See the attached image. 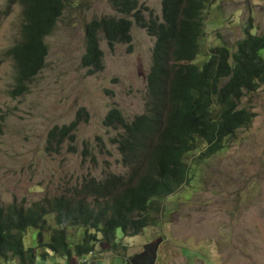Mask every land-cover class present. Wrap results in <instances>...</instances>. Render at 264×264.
<instances>
[{
	"label": "rangeland",
	"instance_id": "1",
	"mask_svg": "<svg viewBox=\"0 0 264 264\" xmlns=\"http://www.w3.org/2000/svg\"><path fill=\"white\" fill-rule=\"evenodd\" d=\"M7 3L0 0V202L25 200L30 205L54 195L64 183H78L83 176L101 179L106 173H125L112 141L116 128L102 120L110 109H118L128 119L144 112L154 36L131 16L129 41L111 48L98 31L102 68L88 72L79 62L83 25L94 18L119 15L108 0H66L53 29L43 38L44 65L24 93L12 96L15 67L9 50L20 37L23 6L18 0H12L8 8ZM139 3L160 15L161 0ZM144 16L149 19L147 12ZM203 18L198 53L191 60L198 65L211 46L224 43L232 51L248 21L250 30L260 33L264 0H211ZM240 106L255 112L251 122L227 137L226 146L206 161L190 164L193 172L188 184L159 200L160 208L152 214L155 225L125 236L115 229L114 239L124 244L130 264H264V84L244 93ZM77 112L73 138L46 152L47 131L74 121ZM45 218L49 227L55 226L52 215ZM80 233L81 228L67 227V241H75ZM35 234L34 227L26 229L25 246L37 243ZM47 235L43 231L42 240ZM147 238L151 241L144 244ZM150 246L157 250L151 248L139 256ZM95 248L102 252L95 254L91 264H126L121 249L110 251L111 245L103 241ZM41 252L39 245L25 262L9 255L0 258V264H39ZM57 256L61 261H56ZM77 258L49 253L42 264H76Z\"/></svg>",
	"mask_w": 264,
	"mask_h": 264
},
{
	"label": "trees",
	"instance_id": "2",
	"mask_svg": "<svg viewBox=\"0 0 264 264\" xmlns=\"http://www.w3.org/2000/svg\"><path fill=\"white\" fill-rule=\"evenodd\" d=\"M18 2L24 20L20 37L9 50L15 67L12 96L24 93L44 65L47 47L43 38L53 29L66 0ZM108 2L119 16L94 18L83 25L79 62L88 72L102 68L98 31L111 48L131 39L133 21L154 36L144 112L128 120L118 109H110L102 120L116 128L112 141L126 171L106 173L101 179L83 176L78 183H64L54 195L30 205L25 200L0 202V258L16 255L25 262L39 245L42 257L53 253L69 258L92 250L100 240L112 245L116 228L122 235H135L155 225L152 214L159 210V200L188 184L193 172L190 164H200L223 149L225 139L255 116L240 106V100L264 84V27L255 33L248 21L232 51L224 43L211 46L208 57L198 65L191 60L198 53L203 16L211 0H161L160 15L139 0ZM79 115L47 131L46 152L56 151L63 139L73 138ZM46 215H52L55 226H48ZM28 227L36 229L34 246L23 243ZM67 227L81 228L79 238L67 241ZM43 231H48L45 240Z\"/></svg>",
	"mask_w": 264,
	"mask_h": 264
},
{
	"label": "clouds",
	"instance_id": "3",
	"mask_svg": "<svg viewBox=\"0 0 264 264\" xmlns=\"http://www.w3.org/2000/svg\"><path fill=\"white\" fill-rule=\"evenodd\" d=\"M19 3H20V2H19ZM22 13H23V11H22ZM23 20H24V16H23V18H22V21H23ZM133 117H134V116H133ZM128 120H129V119H128ZM141 232H143V231H141ZM123 236H125V235H123ZM114 237H115V233H114ZM147 239H148V238H147ZM100 241H101V240H100ZM150 241H151V240H149V239H148V240H145L144 244H147V243H149ZM103 243L106 244V245H111L110 242L107 243L106 241H103ZM34 245H36V244H34ZM118 246H120V247H118ZM111 247H112V248L109 249L110 251H115V250H117V249H121V250H122L123 257H124V259L126 260V264H130V263H129V260L132 259V258H131V256H130V254L127 253L124 244H120L119 242H116V240L113 238V244L111 245ZM151 248H154V250H157V247H151V246H150L148 250H144V249H142L141 252L139 253V256L143 257V253L149 251ZM34 251H35V250H34ZM100 252H102V251H100ZM100 252H98V251L96 250V248L94 247L92 250H90V251H88V252H86V253H84V254L78 255V258L75 259V263H76V264H91V262L95 259V254L98 256V255L101 254ZM157 254H158V253H157ZM158 255H159V254H158ZM82 258H85V260H82Z\"/></svg>",
	"mask_w": 264,
	"mask_h": 264
},
{
	"label": "crops",
	"instance_id": "4",
	"mask_svg": "<svg viewBox=\"0 0 264 264\" xmlns=\"http://www.w3.org/2000/svg\"><path fill=\"white\" fill-rule=\"evenodd\" d=\"M47 255V254H46ZM45 255V256H46ZM44 256V257H45ZM44 257H42V256H40L39 258H37V259H39L36 263H39V264H42V263H47V261L46 260H44ZM60 256H57V257H55V258H57L56 259V261H61V259L59 258ZM36 258V257H35ZM36 259V260H37ZM50 259H52V257H50ZM50 261H53V260H50ZM135 262H133V264H134Z\"/></svg>",
	"mask_w": 264,
	"mask_h": 264
},
{
	"label": "built area",
	"instance_id": "5",
	"mask_svg": "<svg viewBox=\"0 0 264 264\" xmlns=\"http://www.w3.org/2000/svg\"><path fill=\"white\" fill-rule=\"evenodd\" d=\"M82 260H85V258H82Z\"/></svg>",
	"mask_w": 264,
	"mask_h": 264
},
{
	"label": "bare ground",
	"instance_id": "6",
	"mask_svg": "<svg viewBox=\"0 0 264 264\" xmlns=\"http://www.w3.org/2000/svg\"><path fill=\"white\" fill-rule=\"evenodd\" d=\"M27 90V89H26Z\"/></svg>",
	"mask_w": 264,
	"mask_h": 264
}]
</instances>
